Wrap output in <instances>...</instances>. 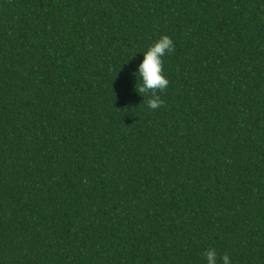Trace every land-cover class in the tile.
I'll return each instance as SVG.
<instances>
[{
	"label": "trees",
	"instance_id": "obj_1",
	"mask_svg": "<svg viewBox=\"0 0 264 264\" xmlns=\"http://www.w3.org/2000/svg\"><path fill=\"white\" fill-rule=\"evenodd\" d=\"M209 249L264 264V0H0V264Z\"/></svg>",
	"mask_w": 264,
	"mask_h": 264
},
{
	"label": "clouds",
	"instance_id": "obj_2",
	"mask_svg": "<svg viewBox=\"0 0 264 264\" xmlns=\"http://www.w3.org/2000/svg\"><path fill=\"white\" fill-rule=\"evenodd\" d=\"M174 51L173 41L167 35L160 38L159 41L152 44L147 51L143 53V59L137 66L136 78H139V92L151 93V98L147 102L150 109H157L163 104L157 91H163L167 88L169 81L163 75V57L166 52ZM217 253L215 249H209L205 253L207 264H217ZM223 264H230V258L227 254L221 257Z\"/></svg>",
	"mask_w": 264,
	"mask_h": 264
}]
</instances>
